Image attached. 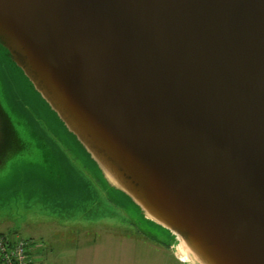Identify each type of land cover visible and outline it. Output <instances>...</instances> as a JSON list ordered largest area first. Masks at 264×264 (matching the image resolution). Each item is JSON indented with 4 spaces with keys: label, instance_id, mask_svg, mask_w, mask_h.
<instances>
[{
    "label": "water",
    "instance_id": "obj_1",
    "mask_svg": "<svg viewBox=\"0 0 264 264\" xmlns=\"http://www.w3.org/2000/svg\"><path fill=\"white\" fill-rule=\"evenodd\" d=\"M1 60L181 261L264 264V0H0ZM0 87V169L62 165Z\"/></svg>",
    "mask_w": 264,
    "mask_h": 264
},
{
    "label": "rangeland",
    "instance_id": "obj_2",
    "mask_svg": "<svg viewBox=\"0 0 264 264\" xmlns=\"http://www.w3.org/2000/svg\"><path fill=\"white\" fill-rule=\"evenodd\" d=\"M0 74L5 94L30 118L33 129L62 163L54 169L47 166L50 159L37 163L43 150L39 154L36 138L29 132L24 135L31 141L28 151L12 157L0 169V233L42 243L46 254L81 253L88 264H185L171 247L172 235L148 226L127 208L119 190L107 184L96 164L62 131L48 108L22 82L20 85L18 72L6 60L0 61ZM62 167L65 180L73 186L67 185V192H53L48 174H55L56 182Z\"/></svg>",
    "mask_w": 264,
    "mask_h": 264
},
{
    "label": "built area",
    "instance_id": "obj_3",
    "mask_svg": "<svg viewBox=\"0 0 264 264\" xmlns=\"http://www.w3.org/2000/svg\"><path fill=\"white\" fill-rule=\"evenodd\" d=\"M1 264H31L32 258L26 251V243L20 237L13 239L7 234L0 235Z\"/></svg>",
    "mask_w": 264,
    "mask_h": 264
},
{
    "label": "crops",
    "instance_id": "obj_4",
    "mask_svg": "<svg viewBox=\"0 0 264 264\" xmlns=\"http://www.w3.org/2000/svg\"><path fill=\"white\" fill-rule=\"evenodd\" d=\"M50 250L52 251L53 246L49 244ZM43 247V248H42ZM45 246L42 243H30V252L33 256V264H88V260H84L81 256V253H60V254H51L45 253Z\"/></svg>",
    "mask_w": 264,
    "mask_h": 264
},
{
    "label": "trees",
    "instance_id": "obj_5",
    "mask_svg": "<svg viewBox=\"0 0 264 264\" xmlns=\"http://www.w3.org/2000/svg\"><path fill=\"white\" fill-rule=\"evenodd\" d=\"M1 234H7V236L9 237V238H11V239H13V237H11L10 235H9V233L7 232V233H0V235ZM15 237H19L18 235H14V238ZM21 239H23L24 241H25V243H26V251H27V253L31 256V258H32V263L31 264H33V256H32V254H31V252H30V248H29V246H30V243L25 239V238H23V237H20ZM1 264V263H0Z\"/></svg>",
    "mask_w": 264,
    "mask_h": 264
}]
</instances>
